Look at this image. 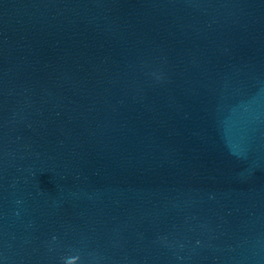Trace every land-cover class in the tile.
<instances>
[{"label": "water", "instance_id": "1", "mask_svg": "<svg viewBox=\"0 0 264 264\" xmlns=\"http://www.w3.org/2000/svg\"><path fill=\"white\" fill-rule=\"evenodd\" d=\"M0 264H264V0H0Z\"/></svg>", "mask_w": 264, "mask_h": 264}]
</instances>
